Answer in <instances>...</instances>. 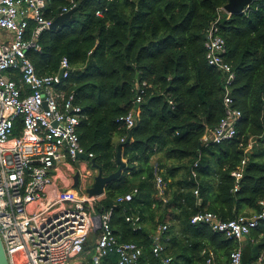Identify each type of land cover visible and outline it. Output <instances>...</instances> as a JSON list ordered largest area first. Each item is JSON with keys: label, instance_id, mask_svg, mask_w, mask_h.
I'll return each instance as SVG.
<instances>
[{"label": "trees", "instance_id": "trees-1", "mask_svg": "<svg viewBox=\"0 0 264 264\" xmlns=\"http://www.w3.org/2000/svg\"><path fill=\"white\" fill-rule=\"evenodd\" d=\"M72 1L74 15L45 31L40 51L30 48L27 57L40 76L57 74L68 58L71 72L59 89L82 108L80 144L103 176L118 171L123 145L126 168L98 199L96 213L110 211L117 241L143 250L137 264H163L153 247L164 226L162 257L171 264H207L211 253L213 264H230L241 243L191 219L209 211L232 221L264 210V0L233 15L223 10L229 0H47L45 17L57 20ZM218 18L224 59L235 74L230 85L206 58L207 33ZM36 27L30 21L26 39ZM227 86L232 107L242 112L237 135L205 141L226 115ZM133 110L138 115L128 130L123 119ZM21 128L19 118L15 136ZM241 168L237 181L233 173ZM99 233L85 244L89 264ZM246 242L243 261L251 264L264 253V224ZM119 258L111 253L102 264Z\"/></svg>", "mask_w": 264, "mask_h": 264}, {"label": "built area", "instance_id": "built-area-1", "mask_svg": "<svg viewBox=\"0 0 264 264\" xmlns=\"http://www.w3.org/2000/svg\"><path fill=\"white\" fill-rule=\"evenodd\" d=\"M46 7L47 0H0V236L6 256L9 264H79L90 235L100 231L93 264H102L111 253L119 255L118 264H137L143 250L134 243L117 241L111 212L96 213V197L81 190L63 191L54 186L53 173L59 164L76 161L80 155L92 160L94 155L87 154L80 144L78 126L82 108L75 105L73 94L59 89L71 72L68 58L62 59L57 74L40 76L27 57L30 48L40 51L37 45L40 36L53 26L54 21L45 17ZM75 7L72 1V7L65 8L62 15ZM30 21L37 27L28 40ZM219 21L220 18L215 20L208 30L206 58L210 66L227 75L230 85L235 74L224 59L226 44L220 35ZM61 70H64L62 77ZM228 88L226 115L205 141L220 144L237 135L242 112L232 107ZM140 101L138 97L137 102ZM136 115L138 111L133 110L123 119L128 130L135 126ZM19 118L22 128L15 136ZM245 164L243 161L242 166ZM90 172L81 177L88 180L94 173ZM233 176L239 181L243 169ZM52 187L55 188L50 192ZM156 189L164 197L166 184L160 176L156 178ZM195 194L199 195L198 190ZM124 200L131 201L132 195ZM191 223L207 225L241 243L252 229L264 224V210L232 221L201 211L192 217ZM166 229L161 227L159 235ZM159 235L154 237L153 252L163 264H171V258L162 257L164 246ZM213 260L211 253L207 264H213ZM230 264H245L241 246L231 253ZM251 264H264V253Z\"/></svg>", "mask_w": 264, "mask_h": 264}, {"label": "water", "instance_id": "water-1", "mask_svg": "<svg viewBox=\"0 0 264 264\" xmlns=\"http://www.w3.org/2000/svg\"><path fill=\"white\" fill-rule=\"evenodd\" d=\"M253 1L254 0H229L223 9L226 13L231 15L242 13L247 7H249L252 4ZM76 10L77 8H74L68 13L61 15L57 20L54 21L51 30H56L63 21L69 20L74 15ZM63 73L64 70H61L60 77L63 76ZM130 141H131V137L128 139L127 143H129ZM122 150H123V145H119L118 152L116 155V162L119 165L118 171L108 177L103 176L100 168L95 162V159L89 160L87 155H80L78 157L79 159L85 160L86 162H90L91 169L94 170V173H92L88 177V180L86 181V185H87L86 193L90 197L101 198L102 196H104L107 188L113 183H115L117 179L121 176V174L126 168V162L123 161ZM74 181L75 184L73 186V189H77L82 184L81 171L76 172L74 176ZM0 264H9L1 236H0Z\"/></svg>", "mask_w": 264, "mask_h": 264}, {"label": "crops", "instance_id": "crops-1", "mask_svg": "<svg viewBox=\"0 0 264 264\" xmlns=\"http://www.w3.org/2000/svg\"><path fill=\"white\" fill-rule=\"evenodd\" d=\"M123 161L126 162V160L123 158ZM91 171L90 173L94 172V170L91 169V163L86 162L85 160L78 159L76 161L67 160L62 162L58 165L57 171L53 173L55 176V187L62 189L63 191L73 189V186L75 184L74 176L77 171H81V174L85 175L88 173V171ZM87 178H82V184L77 188V190H81L83 192H86L87 185H86ZM55 187L50 188V192L54 190ZM99 198H97L98 201ZM246 237L241 241L242 248L246 247V249L250 250L251 246L247 244Z\"/></svg>", "mask_w": 264, "mask_h": 264}, {"label": "rangeland", "instance_id": "rangeland-1", "mask_svg": "<svg viewBox=\"0 0 264 264\" xmlns=\"http://www.w3.org/2000/svg\"><path fill=\"white\" fill-rule=\"evenodd\" d=\"M78 263L79 264H89L87 261H86V255H82L79 259H78Z\"/></svg>", "mask_w": 264, "mask_h": 264}]
</instances>
